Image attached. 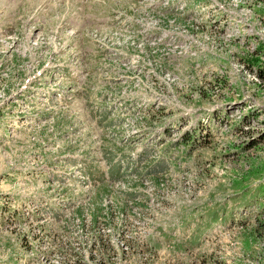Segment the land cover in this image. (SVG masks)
<instances>
[{
    "label": "rangeland",
    "instance_id": "374dc122",
    "mask_svg": "<svg viewBox=\"0 0 264 264\" xmlns=\"http://www.w3.org/2000/svg\"><path fill=\"white\" fill-rule=\"evenodd\" d=\"M0 264H264V0H0Z\"/></svg>",
    "mask_w": 264,
    "mask_h": 264
},
{
    "label": "trees",
    "instance_id": "16d2710c",
    "mask_svg": "<svg viewBox=\"0 0 264 264\" xmlns=\"http://www.w3.org/2000/svg\"><path fill=\"white\" fill-rule=\"evenodd\" d=\"M98 209L99 208H96V209H94V210H91V217H90V225H92L93 227H94V225L96 224V222H97V220H98V214H99V212H98ZM103 210V209H102ZM78 213H80L79 211H77ZM81 215V214H80ZM105 215V214H104ZM105 216H107V215H105ZM95 242L97 241V240H94ZM99 244L101 243V242H99V239H98V241H97ZM103 246H104V249H109V247H108V245H105L104 243H103Z\"/></svg>",
    "mask_w": 264,
    "mask_h": 264
},
{
    "label": "crops",
    "instance_id": "0c3cea01",
    "mask_svg": "<svg viewBox=\"0 0 264 264\" xmlns=\"http://www.w3.org/2000/svg\"><path fill=\"white\" fill-rule=\"evenodd\" d=\"M179 218H180V220L182 221V223H184V222H186V221L188 220V219H186V220L182 219V215H180ZM179 222H180V221H179ZM182 223L180 222L179 225L182 224ZM194 226H195V223H194L193 227H194Z\"/></svg>",
    "mask_w": 264,
    "mask_h": 264
}]
</instances>
